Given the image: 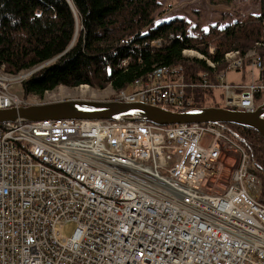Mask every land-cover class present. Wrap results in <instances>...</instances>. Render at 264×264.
<instances>
[{"label": "built area", "instance_id": "built-area-1", "mask_svg": "<svg viewBox=\"0 0 264 264\" xmlns=\"http://www.w3.org/2000/svg\"><path fill=\"white\" fill-rule=\"evenodd\" d=\"M195 57L212 71L192 80L179 68L157 67L96 102L180 112L194 108V93L202 92L212 94L211 107L251 113L264 101L256 102L262 81L224 82L229 72L263 71L256 51L226 53L220 71ZM37 70L13 75L0 65V110L50 104V92L15 93ZM228 160L230 174L215 190L210 182ZM250 167L251 157L224 127L211 124L2 123L0 264H264V205ZM68 222L76 224L73 236L60 240L57 229Z\"/></svg>", "mask_w": 264, "mask_h": 264}, {"label": "trees", "instance_id": "trees-1", "mask_svg": "<svg viewBox=\"0 0 264 264\" xmlns=\"http://www.w3.org/2000/svg\"><path fill=\"white\" fill-rule=\"evenodd\" d=\"M208 1L216 7L234 0ZM250 2L257 13L203 29L176 15L165 17L158 0H0V65L13 75L38 69L22 83L26 98L83 85L126 91L157 67L179 68L196 80L212 70L184 51L204 56L216 71L231 51L254 50L264 57V0ZM257 81L264 82V70ZM194 94V108L216 106L212 94ZM262 100L264 93L256 96L257 103ZM224 130L251 157L250 171L260 180L257 200L264 205L263 138L250 128L227 125Z\"/></svg>", "mask_w": 264, "mask_h": 264}, {"label": "water", "instance_id": "water-1", "mask_svg": "<svg viewBox=\"0 0 264 264\" xmlns=\"http://www.w3.org/2000/svg\"><path fill=\"white\" fill-rule=\"evenodd\" d=\"M51 120L140 121L156 126L211 124L226 127L227 125H235L254 130L264 140V101L251 113L220 107L191 108L176 112L143 103L79 100L0 110V124Z\"/></svg>", "mask_w": 264, "mask_h": 264}, {"label": "rangeland", "instance_id": "rangeland-1", "mask_svg": "<svg viewBox=\"0 0 264 264\" xmlns=\"http://www.w3.org/2000/svg\"><path fill=\"white\" fill-rule=\"evenodd\" d=\"M162 4L161 10H166L165 17L178 16L184 18L190 26L198 23V25L207 29L212 25L225 26L235 22L238 18H245L249 14L257 13L258 6L253 5L250 0H234L229 6L209 5L208 0H158ZM185 53L187 58H196L195 54ZM200 55V54H199ZM258 71L245 69L241 72L226 73L224 82L233 84H257ZM129 92V91H128ZM15 93L22 96L21 90L15 89ZM82 95L86 96L85 101L96 102L105 101L111 98L112 91L109 86L103 90L88 88L84 93L79 88H56L52 92L44 95V99L49 103L60 101L81 100ZM94 95V98H90ZM82 101V100H81ZM232 164L229 160L222 164L218 179L210 182V185L215 190H221L224 187L225 180L230 174ZM76 229V224L73 222L64 223L58 227L60 240H69Z\"/></svg>", "mask_w": 264, "mask_h": 264}, {"label": "crops", "instance_id": "crops-1", "mask_svg": "<svg viewBox=\"0 0 264 264\" xmlns=\"http://www.w3.org/2000/svg\"><path fill=\"white\" fill-rule=\"evenodd\" d=\"M231 84H233V83H231Z\"/></svg>", "mask_w": 264, "mask_h": 264}]
</instances>
